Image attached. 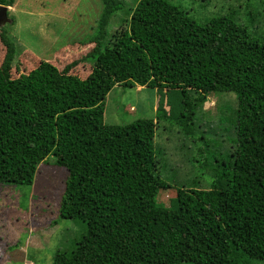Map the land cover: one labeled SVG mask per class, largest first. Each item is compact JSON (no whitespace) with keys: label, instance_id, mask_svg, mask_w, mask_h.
I'll use <instances>...</instances> for the list:
<instances>
[{"label":"trees","instance_id":"16d2710c","mask_svg":"<svg viewBox=\"0 0 264 264\" xmlns=\"http://www.w3.org/2000/svg\"><path fill=\"white\" fill-rule=\"evenodd\" d=\"M100 2L92 48L61 70L42 60L12 77L18 52L0 27V183L30 184L50 154L68 169L59 217L85 228L52 264H264V38L231 14L199 24L170 0H137L105 44L122 2ZM89 57L85 76L70 72ZM134 84L165 90L167 103L182 95V113L162 112L184 124L212 94L236 100L224 168L207 188L177 189L168 207L157 201L169 187L156 173L157 123L103 120L112 87Z\"/></svg>","mask_w":264,"mask_h":264},{"label":"rangeland","instance_id":"374dc122","mask_svg":"<svg viewBox=\"0 0 264 264\" xmlns=\"http://www.w3.org/2000/svg\"><path fill=\"white\" fill-rule=\"evenodd\" d=\"M120 1L121 8L109 18L102 43H109L116 30L125 25L137 3ZM170 1L199 24L231 14L251 39L262 42L264 38V0ZM102 9L100 0H15L7 9L10 22L2 25L18 52L11 76H20L42 60L61 70L81 59L92 48L84 42L95 34ZM4 50L0 42V60ZM93 60L80 61L70 72L82 78ZM166 96L165 90L154 87L115 85L104 98L103 120L105 124L122 125L147 118L157 123L153 138L159 162L156 173L169 185L158 193L157 201L168 207L177 189L207 188L224 168L234 145L232 112L236 100L229 92L212 94L196 115L197 121L184 124L182 118H169L162 112L168 115L174 107L175 113H182V95L173 96L168 103ZM67 170L50 154L36 166L30 184L0 183V264H52L56 251L73 247L85 223L59 217Z\"/></svg>","mask_w":264,"mask_h":264},{"label":"water","instance_id":"95a60500","mask_svg":"<svg viewBox=\"0 0 264 264\" xmlns=\"http://www.w3.org/2000/svg\"><path fill=\"white\" fill-rule=\"evenodd\" d=\"M7 9V5H0V27L4 25L5 22H10V19L7 17Z\"/></svg>","mask_w":264,"mask_h":264}]
</instances>
